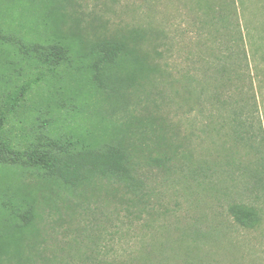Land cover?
Listing matches in <instances>:
<instances>
[{"label":"rangeland","instance_id":"rangeland-1","mask_svg":"<svg viewBox=\"0 0 264 264\" xmlns=\"http://www.w3.org/2000/svg\"><path fill=\"white\" fill-rule=\"evenodd\" d=\"M28 1L0 0L5 140L125 158L81 184L0 154V264H264V0Z\"/></svg>","mask_w":264,"mask_h":264},{"label":"trees","instance_id":"trees-1","mask_svg":"<svg viewBox=\"0 0 264 264\" xmlns=\"http://www.w3.org/2000/svg\"><path fill=\"white\" fill-rule=\"evenodd\" d=\"M30 6L32 8L36 9L37 15H43L44 11L49 9L48 3L46 4H37L34 1H28ZM48 6V7H46ZM31 11V9H29ZM33 15L36 13L31 11ZM1 20V19H0ZM1 23V21H0ZM35 27L40 28L39 23L35 24ZM240 33V32H239ZM119 47H122L123 49L119 50L116 49V45H112L108 42L106 43H94L89 46L91 49L90 52L99 56L100 59L106 62V72L107 75L112 71L122 73L123 71L126 72L127 74H130L134 72L135 68L133 63H131V59L128 57V52H130V49L128 46L125 47L123 43H118ZM88 48V50H89ZM126 51V53H125ZM243 52L244 49L237 50V52L232 51L229 54H225L226 60L228 59H233L236 55V63L240 67L242 64V57H243ZM58 53L55 47H53V51L48 53V54H55ZM128 59H127V58ZM111 59V60H109ZM225 64V63H224ZM223 64V65H224ZM137 65V62H136ZM226 66V64L224 65ZM6 113L3 110H0V154L2 153H9L12 155H17V156H25L28 159L37 162V163H42L45 165H53L55 166V174L59 177V179L62 182L65 183H71L73 180H77L78 182L83 183V181L86 178V174H82L81 177L79 176V172L83 170H87V172L93 173L92 171H95L98 173L102 174H115L112 169L114 168H119L120 160L125 158V154L123 152H116L114 154H111L109 156H91L87 154H77V155H69L65 158H58L55 157L47 152L44 151H36V150H17L5 140L3 134H2V127L4 124V121L6 120ZM121 169V168H120ZM84 175V177H83ZM87 180V179H86ZM79 185V184H77ZM16 226V224H15ZM12 237V242L11 244L16 245V235L11 236ZM151 263V262H150ZM162 264V263H161Z\"/></svg>","mask_w":264,"mask_h":264}]
</instances>
